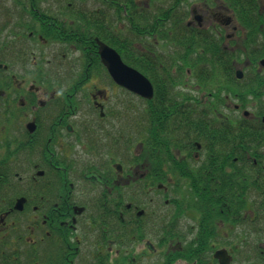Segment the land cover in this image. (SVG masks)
I'll return each mask as SVG.
<instances>
[{"label":"flooded vegetation","instance_id":"flooded-vegetation-1","mask_svg":"<svg viewBox=\"0 0 264 264\" xmlns=\"http://www.w3.org/2000/svg\"><path fill=\"white\" fill-rule=\"evenodd\" d=\"M235 1L117 45L59 0H0L3 264H264L263 28ZM96 39L135 54L150 98L125 101Z\"/></svg>","mask_w":264,"mask_h":264},{"label":"rangeland","instance_id":"rangeland-1","mask_svg":"<svg viewBox=\"0 0 264 264\" xmlns=\"http://www.w3.org/2000/svg\"><path fill=\"white\" fill-rule=\"evenodd\" d=\"M171 0H167L165 2V9L171 11L170 15L166 18L164 17L163 19L164 22L161 25V22H159V27L161 25V28H169L170 26H176V20L180 19V22L182 24H187L190 19L192 18L194 13H193V8H192V0H178L176 3L173 5H170ZM180 3V4H179ZM225 4V3H224ZM164 9V8H163ZM160 13V12H158ZM165 14V12H164ZM155 14H153L151 17H149L150 20L154 18ZM163 16V15H162ZM109 23V16L106 19V24L108 25ZM111 25H116L115 20H110ZM177 23L178 28H182V24ZM126 24V21H125ZM101 80L96 81V83H100ZM129 128V125H127V129Z\"/></svg>","mask_w":264,"mask_h":264}]
</instances>
